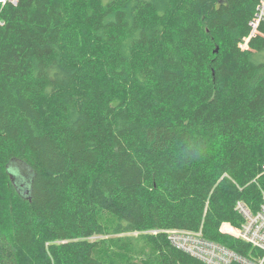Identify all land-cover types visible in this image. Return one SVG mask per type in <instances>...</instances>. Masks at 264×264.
I'll return each instance as SVG.
<instances>
[{
    "label": "trees",
    "instance_id": "16d2710c",
    "mask_svg": "<svg viewBox=\"0 0 264 264\" xmlns=\"http://www.w3.org/2000/svg\"><path fill=\"white\" fill-rule=\"evenodd\" d=\"M260 1L0 2V264H129L134 232L146 264H208L177 228L260 252L221 228L263 199Z\"/></svg>",
    "mask_w": 264,
    "mask_h": 264
},
{
    "label": "built area",
    "instance_id": "2783aa9c",
    "mask_svg": "<svg viewBox=\"0 0 264 264\" xmlns=\"http://www.w3.org/2000/svg\"><path fill=\"white\" fill-rule=\"evenodd\" d=\"M263 23L264 0H261L252 21V30L244 39V48L249 47L251 37L260 32L259 27ZM262 198L257 211H252L244 202H238L237 209L244 217L242 224L237 227L225 222L221 227L225 233L233 234L251 244L260 251L259 253L242 254L223 243L205 238L201 231L169 229L167 231L169 239L178 248L186 250L208 264H264V192ZM230 227L233 230H230Z\"/></svg>",
    "mask_w": 264,
    "mask_h": 264
},
{
    "label": "rangeland",
    "instance_id": "374dc122",
    "mask_svg": "<svg viewBox=\"0 0 264 264\" xmlns=\"http://www.w3.org/2000/svg\"><path fill=\"white\" fill-rule=\"evenodd\" d=\"M13 167L17 170V172L20 173L22 177L19 175H16V177H20L21 179V185L25 187V184H27L30 181L31 176V170L24 164L19 162H14ZM139 235L138 232L134 233H125L124 236V242L123 244L113 243L112 249L121 251L124 254L125 262L129 264H146L147 257L146 253L149 250L143 245H140L136 241V237ZM100 235H95L91 237L92 240L101 238Z\"/></svg>",
    "mask_w": 264,
    "mask_h": 264
},
{
    "label": "water",
    "instance_id": "95a60500",
    "mask_svg": "<svg viewBox=\"0 0 264 264\" xmlns=\"http://www.w3.org/2000/svg\"><path fill=\"white\" fill-rule=\"evenodd\" d=\"M12 176H13V179H14V181L16 182V184H19V185H20L21 182L17 180L18 178L16 177V175L13 174ZM17 181H18V182H17ZM29 183H30V181L27 183V185H29ZM25 185H26V184H25ZM25 190H28V187H26Z\"/></svg>",
    "mask_w": 264,
    "mask_h": 264
}]
</instances>
